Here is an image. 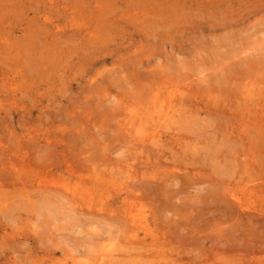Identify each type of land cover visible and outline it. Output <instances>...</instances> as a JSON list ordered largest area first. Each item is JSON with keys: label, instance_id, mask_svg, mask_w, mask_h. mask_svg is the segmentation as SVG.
<instances>
[{"label": "rangeland", "instance_id": "1", "mask_svg": "<svg viewBox=\"0 0 264 264\" xmlns=\"http://www.w3.org/2000/svg\"><path fill=\"white\" fill-rule=\"evenodd\" d=\"M263 50L264 0H0V197L44 182L77 207L51 189L33 193L36 204L0 207V264H93L111 235L122 256L125 240L146 233L206 236V245L240 249L223 264H264V126L218 131L238 107L256 103L264 117ZM246 84L250 103L239 96ZM161 91L167 110L188 95L200 113L189 110L178 130L184 158L167 147L159 182L130 180L127 191L124 126L131 111L157 108ZM137 125L135 135H154ZM200 146L202 164L184 175ZM226 186L245 208L228 202ZM199 244L170 247L194 255Z\"/></svg>", "mask_w": 264, "mask_h": 264}, {"label": "bare ground", "instance_id": "2", "mask_svg": "<svg viewBox=\"0 0 264 264\" xmlns=\"http://www.w3.org/2000/svg\"><path fill=\"white\" fill-rule=\"evenodd\" d=\"M57 28H60V26H57ZM242 91V94H239V96L241 95L242 100L247 99L245 101L249 103L250 101L254 100L253 88L250 89L246 84L245 88L242 89ZM163 93L164 92L161 91V93H157L151 99V105L158 106L157 108L154 109L153 107L149 106L143 114L131 111V119H129V121L124 126L125 131L131 137L129 138V142L127 144V154L124 156L125 159L122 161L124 166L122 167L127 174V184L129 183L126 187L127 191H130V187L133 181H141L144 179L148 180L149 182H159L160 179L158 178L160 176L158 175V171L161 169V166H158V163H162L163 159H169L166 152L167 147L174 150L172 155H170L172 158L174 157V161H176L180 156L184 158V155L186 154V151H183V148H185V138L179 135L178 130H180L181 124L186 123L187 118H190V111L191 113H194V116L199 114L200 111L189 109L190 106L187 105L189 104L188 99L190 97H188V95H181L176 101L173 100L170 105L171 107L169 108V110H167L165 106L167 100H164V98H162ZM190 93L195 94L196 91L192 89ZM216 104L219 105L217 102ZM256 106L258 107V104L254 103V106L248 107V109H243L242 111L239 110L240 108L238 107L237 113H235L237 118L228 122H220L218 131L224 134H226L227 132V134L231 135L234 134L235 130H248V125L254 126L259 124V126H264V117L258 114L259 111H256ZM137 116H139V118H136ZM137 121L139 122V125L147 128V130L151 128L152 132H154V135H135V129H137L138 126ZM201 124L203 123L201 122ZM216 126L218 127V125ZM162 128L166 130L161 131ZM201 129H203V127H201ZM215 132H217V130H215ZM178 142L183 144L181 148L178 147ZM199 149H202V147H195L193 149L192 160L190 162H186V167L180 165V172L184 170V175L188 176L189 174L194 173L197 169L196 166L198 164H202V161L200 159V151L198 152ZM229 154L230 156H232V160L231 162L230 160H228L226 166H229V169L236 168L238 155L234 154V148L229 149ZM194 164H196V166L191 170L190 166H193ZM231 164L233 167H231ZM187 170L188 172H186ZM42 177L43 176L40 175L39 179L41 180ZM172 177L173 179H168V181L172 185H175V182L177 181H181L182 179L180 177L184 178L183 176H179V174L172 175ZM130 180H132V182H129ZM15 185L18 186L20 184L18 182V184ZM15 189H17V191L15 192V196L8 197L5 195L0 197L1 208H16L17 204L20 202L28 205L36 204L35 200L33 201L34 195L32 194L37 193L38 195L43 196L46 195L48 189L54 190L48 193L50 195H53L52 198L56 197L54 198V200L61 203V205H63L64 207L69 206L71 207L69 209H72V207L74 208L76 205V202H74L75 200L72 201L71 199L66 197L62 190L50 188L46 186L44 182L37 185L35 184L31 188L27 187L26 185H22L20 189ZM201 190L204 189L202 188ZM234 191V188L230 189L227 186L225 187L224 192L226 194L228 202L230 204H233L234 206L239 207V209L245 208V202ZM248 191L250 192L251 197H254V187H249ZM181 193L182 191L177 194L176 197L178 199H181ZM75 208L77 209V207ZM181 209L182 207H180L178 211L180 210V213L182 215H179H181L182 217L184 215V212L183 210L181 212ZM178 211L176 212L178 213ZM76 216L79 217V213L75 215V218H77ZM133 218L130 217L128 219H132L133 221H135ZM186 218H188V221H190L189 216L186 215ZM108 232L111 233V229L108 230ZM146 235L149 236L150 234L146 233ZM148 236L140 238L137 235V237H132L125 240L127 248L125 249L122 256H118L117 253H114L117 250L118 240H115L116 237L114 235H111L109 237L110 244H108L106 247H102L94 251L95 262L93 264H223L222 255L224 253H230V250H232L236 254L238 250H240L236 246H232L234 248L229 247L228 249L225 247L219 248L215 245H206V243L203 242V240H206V236H195L196 239L194 240L189 236H180V238L178 239H173L172 237H156L152 234L151 236ZM176 242H182L183 244L185 243V245L187 246L190 242L201 244H199L200 247L196 249L198 251H194V255H191V252L184 246H179L175 249H172L170 245H175ZM223 243H226V240H224ZM168 249H172L171 252ZM182 255L185 257H182ZM237 261H239V259H237ZM228 262L229 264H231V260H228Z\"/></svg>", "mask_w": 264, "mask_h": 264}]
</instances>
